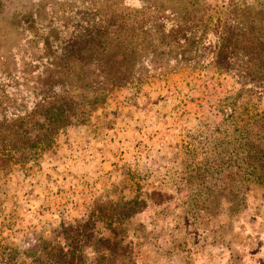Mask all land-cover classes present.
<instances>
[{
  "label": "rangeland",
  "instance_id": "1",
  "mask_svg": "<svg viewBox=\"0 0 264 264\" xmlns=\"http://www.w3.org/2000/svg\"><path fill=\"white\" fill-rule=\"evenodd\" d=\"M261 42L264 0H0V104L22 117L0 145V264H264V180L230 166L236 129L264 124L234 76ZM78 43L81 74L125 81L73 73L58 131L29 114Z\"/></svg>",
  "mask_w": 264,
  "mask_h": 264
},
{
  "label": "trees",
  "instance_id": "2",
  "mask_svg": "<svg viewBox=\"0 0 264 264\" xmlns=\"http://www.w3.org/2000/svg\"><path fill=\"white\" fill-rule=\"evenodd\" d=\"M220 35L222 42L226 41L227 39H232V41L233 39L236 41L239 40V36L235 33L232 34L233 38L229 36L230 34L227 29H222ZM90 50H92V47L88 46L87 44L78 43L71 46V51L67 52V56H65L63 60L58 61L56 64V67L60 68L61 70L60 74L63 83H53L51 78L48 80L46 79L47 89L43 91L42 94L40 93L35 97L36 99L41 97L42 100L36 105L33 112L29 115L35 116L37 114H44L46 115L47 119L53 122V124L57 123L55 125H58V131L66 128L69 125L70 120V117L67 115L69 112V96H61L60 98H57L53 94L55 93L54 91L56 90L57 86H60L62 93L72 91L71 75L73 73H75L76 84L78 87H80V89L91 86L103 87L104 89L108 87L116 88L124 83L125 76L108 73L106 71H102L101 75L97 77L93 75L91 79H89V77H85L83 73L81 74L84 69L91 67L93 64V59L85 57L84 55L85 52H89ZM249 50L251 52L249 51L243 57V59L238 60L240 64L238 62L234 63L236 66L247 68V70L234 73V76L238 78L244 87L248 88V93H255L264 96V43L261 42L259 44H254L249 48ZM243 53H245V51ZM101 61L102 60L95 61L96 66L100 65ZM106 64L108 65L107 62L104 65ZM28 66L31 67V69L35 68L32 63H29ZM78 66H80V68L77 71L76 68ZM69 101L73 102L72 100ZM234 101L232 102L231 98H227L223 104L224 111L230 112V114L225 116L230 119H233L237 113V109L235 108L237 98ZM7 112L8 109L6 107H2L0 104V116H3V120L0 122V145L4 144L3 142L5 141L6 136L18 133V131H16L17 129L14 130L12 126H7V119L11 118L13 122H17L18 120L22 119L20 110L18 109L11 113V117H7ZM26 115H28V113H26ZM255 117H257V115L250 116V122H248L246 126L242 127V129H236V132L233 136L234 157L230 159V166L232 173L235 175V173H237L235 171H238L241 167L239 166L240 160L246 169H243L245 171L242 173V178L244 179L245 176L247 179H249V181H255L258 183L259 181L264 180V124L262 128H257L259 121L263 118L261 116L255 119ZM236 134L237 136H235ZM11 143L12 140L8 141V144ZM238 154L242 155L241 159H239ZM250 186L251 185L246 183L244 188L245 194L248 190H250Z\"/></svg>",
  "mask_w": 264,
  "mask_h": 264
}]
</instances>
